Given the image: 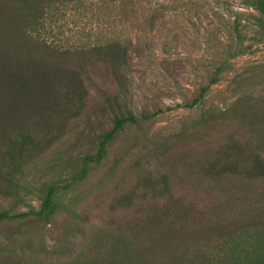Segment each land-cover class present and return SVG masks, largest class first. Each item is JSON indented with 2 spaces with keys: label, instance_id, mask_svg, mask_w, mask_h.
Returning <instances> with one entry per match:
<instances>
[{
  "label": "trees",
  "instance_id": "16d2710c",
  "mask_svg": "<svg viewBox=\"0 0 264 264\" xmlns=\"http://www.w3.org/2000/svg\"><path fill=\"white\" fill-rule=\"evenodd\" d=\"M85 1L0 0V197L16 207L30 193L41 201L38 210L0 211V225L13 223L19 236L10 240L12 249L28 256L49 251L61 264H264V96L258 99L249 92L218 117L214 109L201 115L204 129L216 127L219 120L238 121L225 125L214 143L179 153L159 176L141 177L142 192L130 188L117 197L108 217V237L101 231L75 240L82 236L85 217L61 202L62 188L84 181L127 126L164 113L159 98L150 100L153 112H135L131 106V68L141 52L134 38L65 49L41 35L56 8L80 7ZM120 1L126 18L134 12L135 0ZM241 1L264 17V0ZM157 15L155 10L147 18L151 28ZM244 27L239 17L231 23L223 60L186 107L202 106L211 87L231 71L230 57L247 53ZM92 74L112 85L105 97L114 115L112 127L99 136L96 152L81 159L67 185H27L28 166L51 150L68 122L85 111V80ZM248 79L264 85V72ZM47 227L51 246L43 238Z\"/></svg>",
  "mask_w": 264,
  "mask_h": 264
},
{
  "label": "rangeland",
  "instance_id": "374dc122",
  "mask_svg": "<svg viewBox=\"0 0 264 264\" xmlns=\"http://www.w3.org/2000/svg\"><path fill=\"white\" fill-rule=\"evenodd\" d=\"M122 7L120 0H86L80 7L61 6L40 31L49 42L65 49L87 48L116 37L134 38L140 43L141 52L134 57L131 68V106L135 112H153L156 109L150 100L159 98V106L164 110L154 120L127 126L110 147L106 159L84 181L62 188L61 202L85 217L77 242L101 231L108 237V217L117 197L130 188L142 192V176H159L179 153L185 155L193 146L204 148L207 142L214 143L232 121L219 120L216 127L204 129L200 123L204 112L214 109L218 117V112L229 110L231 103L245 92L258 99L264 96V85L248 79L264 72V17L242 5L241 0H135L134 12L126 18L122 17ZM155 10L158 21L151 28L147 18ZM236 17L245 26L247 53L230 57L231 71L211 87L202 106L186 107L208 84L209 74L223 60L231 23ZM85 81L89 90L85 111L68 122L63 138L51 150L28 166L27 185H67L71 174L79 170L81 159L96 152L99 136L112 127L114 115L105 106L108 86L112 85L108 79L93 74ZM237 122L233 120L231 125ZM195 127V132H188ZM40 204L35 193L26 194L17 207L14 201L0 197V211L14 214L38 210ZM12 227L13 223L0 225V264L62 263L49 251H33L28 256L13 250L10 240L19 236ZM43 238L47 246L54 243L49 227L44 229ZM6 259L10 262L6 263Z\"/></svg>",
  "mask_w": 264,
  "mask_h": 264
}]
</instances>
